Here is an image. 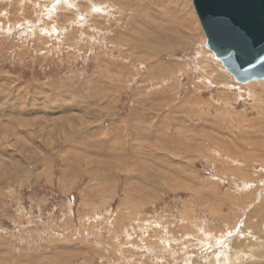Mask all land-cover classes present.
I'll return each mask as SVG.
<instances>
[{"label":"rangeland","instance_id":"obj_1","mask_svg":"<svg viewBox=\"0 0 264 264\" xmlns=\"http://www.w3.org/2000/svg\"><path fill=\"white\" fill-rule=\"evenodd\" d=\"M205 42L192 0H0V264H264V80Z\"/></svg>","mask_w":264,"mask_h":264},{"label":"water","instance_id":"obj_2","mask_svg":"<svg viewBox=\"0 0 264 264\" xmlns=\"http://www.w3.org/2000/svg\"><path fill=\"white\" fill-rule=\"evenodd\" d=\"M209 50L239 84L264 80V0H192Z\"/></svg>","mask_w":264,"mask_h":264},{"label":"bare ground","instance_id":"obj_3","mask_svg":"<svg viewBox=\"0 0 264 264\" xmlns=\"http://www.w3.org/2000/svg\"><path fill=\"white\" fill-rule=\"evenodd\" d=\"M105 5V4H104ZM193 6V5H192ZM94 7V6H93ZM98 8V7H97ZM190 9V8H189ZM192 21V20H191ZM158 43H156L155 42V45H157ZM154 48V47H153ZM263 234H264V230H263ZM221 250V249H220ZM219 254L218 255H220V256H222L223 255V257H222V260L223 261H227V260H229L228 258H230V256L226 253V254H223V251L221 250V251H219L218 252ZM225 255V256H224ZM220 263V262H219Z\"/></svg>","mask_w":264,"mask_h":264}]
</instances>
